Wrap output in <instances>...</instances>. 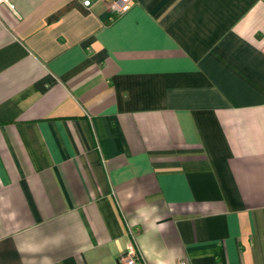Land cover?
<instances>
[{"label":"crops","instance_id":"0c3cea01","mask_svg":"<svg viewBox=\"0 0 264 264\" xmlns=\"http://www.w3.org/2000/svg\"><path fill=\"white\" fill-rule=\"evenodd\" d=\"M12 3L0 264H264V0Z\"/></svg>","mask_w":264,"mask_h":264},{"label":"built area","instance_id":"2783aa9c","mask_svg":"<svg viewBox=\"0 0 264 264\" xmlns=\"http://www.w3.org/2000/svg\"><path fill=\"white\" fill-rule=\"evenodd\" d=\"M96 0H82L83 4L86 7H92ZM111 2L115 12L122 13L127 11L130 8L132 0H108ZM6 4L12 8H14V4L12 0H0V5ZM131 234L133 237L134 232L131 230ZM120 264H146L144 260V256L141 251L136 248L135 245L131 246L127 251L122 253L119 256ZM179 264H188L187 260L183 259L179 262Z\"/></svg>","mask_w":264,"mask_h":264},{"label":"clouds","instance_id":"9594fccd","mask_svg":"<svg viewBox=\"0 0 264 264\" xmlns=\"http://www.w3.org/2000/svg\"><path fill=\"white\" fill-rule=\"evenodd\" d=\"M133 196H134V193L132 191H129L128 192V199L131 200L133 198ZM4 199H5L4 197H0V201H3ZM4 207L6 209H11V207H12L11 206V202L9 201V202L5 203ZM144 207L145 206H141V207H138V208L133 210L134 214H135L134 218L142 217V213H143ZM147 207H149L151 209V213L152 214H155L158 211V209L154 205H148ZM7 216H8L9 219H13L14 220L15 217H16V213H15V211H8ZM153 226H155V225H153ZM159 227H160L161 230L163 229V225H159ZM155 264H167V261H165L162 258H159V259L156 260Z\"/></svg>","mask_w":264,"mask_h":264}]
</instances>
